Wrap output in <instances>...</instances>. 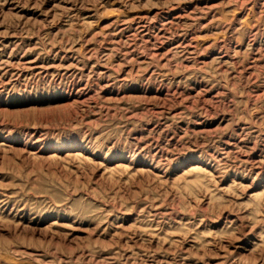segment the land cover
<instances>
[{
  "label": "rangeland",
  "instance_id": "374dc122",
  "mask_svg": "<svg viewBox=\"0 0 264 264\" xmlns=\"http://www.w3.org/2000/svg\"><path fill=\"white\" fill-rule=\"evenodd\" d=\"M0 264H264V0H0Z\"/></svg>",
  "mask_w": 264,
  "mask_h": 264
}]
</instances>
